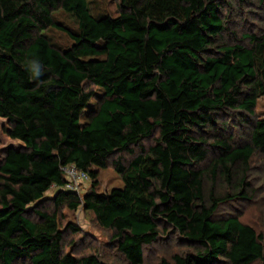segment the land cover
<instances>
[{"label": "trees", "instance_id": "obj_1", "mask_svg": "<svg viewBox=\"0 0 264 264\" xmlns=\"http://www.w3.org/2000/svg\"><path fill=\"white\" fill-rule=\"evenodd\" d=\"M223 2L118 0V15L96 17L89 0H0V116L9 122L0 148V264H110L96 252L64 250L61 207L80 205L112 230L130 264H143L144 246L164 224L190 250L160 264L264 262L262 234L218 212L247 198L251 158L264 157V117L254 118L264 33L230 43ZM58 9L77 18L76 32L55 22ZM51 26L69 33L67 49L44 34ZM242 128L244 140L233 131ZM68 164L92 179L83 197L64 187ZM107 167L123 186L99 192L98 170ZM53 185L54 209L31 207L37 219L29 217Z\"/></svg>", "mask_w": 264, "mask_h": 264}, {"label": "rangeland", "instance_id": "obj_2", "mask_svg": "<svg viewBox=\"0 0 264 264\" xmlns=\"http://www.w3.org/2000/svg\"><path fill=\"white\" fill-rule=\"evenodd\" d=\"M223 2L220 13L227 21L226 39L230 43L248 44L249 38L245 37L247 33H264V0H247L244 2H235L229 0ZM91 13L96 16L118 15V0H89ZM57 24L68 31L76 32L78 29L77 18L64 9H58L53 13ZM56 26L48 27L44 34L52 44L60 49H67L73 42L69 33ZM88 88L100 92V88L88 83ZM96 102L95 98L90 100V104ZM264 117V95L257 100L254 118ZM82 120L83 117H82ZM9 122L6 118L0 116V148L9 142L6 131ZM242 129H233L237 139L244 140L246 135ZM154 142V137L141 141L144 146ZM139 148H136V152ZM211 154V153H210ZM125 158H130L128 154H121ZM1 159V152H0ZM205 165V164H202ZM99 184L96 190L99 192H109L114 187L123 186L121 176L112 168H102L98 170ZM246 180L249 182V195L247 198L237 197L219 208V214L225 215L228 212L238 214L241 221L252 225L258 233L263 236L264 243V157L260 153H255L249 163ZM92 179L80 184L75 192L83 197L91 189ZM58 190L53 185L45 192L44 197L31 207L52 211L54 209L53 197ZM31 209L28 213L32 219H37V214ZM59 226L64 230V250L73 252L76 255L96 252L105 262L110 264H130L124 254L116 247L115 240L112 239V230L99 224L93 211L80 205L77 209L62 206L59 216ZM69 223L78 227L77 231L67 228ZM163 228L160 237L152 244L144 246L143 264H160L163 258L170 259L176 253H183L190 250L188 242L180 238V234L169 225H161ZM252 264H264L262 260H257Z\"/></svg>", "mask_w": 264, "mask_h": 264}, {"label": "built area", "instance_id": "obj_3", "mask_svg": "<svg viewBox=\"0 0 264 264\" xmlns=\"http://www.w3.org/2000/svg\"><path fill=\"white\" fill-rule=\"evenodd\" d=\"M62 171L65 178L67 179L64 187L73 191H75V189L78 188L80 184L90 179L89 173L79 169L75 164L62 166Z\"/></svg>", "mask_w": 264, "mask_h": 264}, {"label": "clouds", "instance_id": "obj_4", "mask_svg": "<svg viewBox=\"0 0 264 264\" xmlns=\"http://www.w3.org/2000/svg\"><path fill=\"white\" fill-rule=\"evenodd\" d=\"M31 71L34 73V75L39 76L40 75V64L36 60H32L29 62Z\"/></svg>", "mask_w": 264, "mask_h": 264}]
</instances>
